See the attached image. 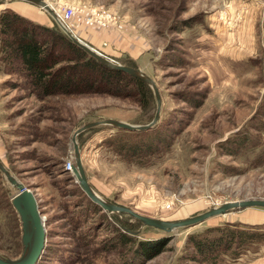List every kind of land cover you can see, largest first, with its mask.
Segmentation results:
<instances>
[{"label": "rangeland", "instance_id": "374dc122", "mask_svg": "<svg viewBox=\"0 0 264 264\" xmlns=\"http://www.w3.org/2000/svg\"><path fill=\"white\" fill-rule=\"evenodd\" d=\"M45 1L83 41L150 76L161 108L149 129L100 125L76 136L89 184L123 208L108 213L63 168L67 160L76 167L72 134L102 119L149 123L152 88L139 90L125 78L117 86L104 80L88 87L82 77L96 75L84 71L58 84L69 89L41 94L17 61L0 58V160L33 192L44 221L36 264H264V207L169 233L141 227L129 212L174 222L224 202L264 199V0ZM6 8L67 35L35 4L1 0L0 11ZM56 46L68 54L59 40ZM16 192L0 172V254L11 259L23 248L11 204ZM116 216L154 250L142 254L135 242L113 243ZM225 227L247 238L226 239L199 260L192 235L215 238L220 233L212 230Z\"/></svg>", "mask_w": 264, "mask_h": 264}, {"label": "trees", "instance_id": "16d2710c", "mask_svg": "<svg viewBox=\"0 0 264 264\" xmlns=\"http://www.w3.org/2000/svg\"><path fill=\"white\" fill-rule=\"evenodd\" d=\"M57 40L69 51L67 55L58 51ZM0 58L9 64L17 61L19 63L18 69L25 73L31 86L40 91L41 94H48L50 91L59 88L69 89V84H66L64 88L63 85L58 84L72 78L69 73L76 75V73L84 71L96 75L91 81L87 80L88 78L85 76L82 77L88 87H93L95 82L102 84L104 80L109 86H117L123 78L135 83L137 88L142 91H145L148 86L139 78L102 64L75 45L67 35L58 31L56 27L50 28L7 8L0 11ZM62 59L70 60L69 64L57 66ZM75 79L79 80L80 76ZM75 82L77 81L75 80ZM117 129L130 131L123 128ZM117 144L123 147L126 142ZM115 218L119 224L117 227L115 226L116 233L113 236V243L128 244L135 242L133 250L135 251L139 247L142 254L154 250L155 246H148L149 243H146L148 240H135L134 230L129 223L117 216ZM212 231H218L220 235L215 238L205 235L198 239L192 235V242L196 247L199 260H208V257L212 255L211 253L226 239L232 242L236 236L247 238L246 233H238L233 228H215ZM193 257L194 260L197 258V256Z\"/></svg>", "mask_w": 264, "mask_h": 264}, {"label": "water", "instance_id": "95a60500", "mask_svg": "<svg viewBox=\"0 0 264 264\" xmlns=\"http://www.w3.org/2000/svg\"><path fill=\"white\" fill-rule=\"evenodd\" d=\"M1 1V0H0ZM28 3L35 4L40 8L45 9L59 24L63 31L68 35L70 40L85 51L88 55L92 56L102 64L123 71L131 76L141 79L147 85H149L154 93L156 100V110L153 119L147 124H130L122 120L113 119H102L96 121H90L84 123L81 127L76 129L71 137L74 158L76 167H73V173L80 188L86 193V195L96 204L100 205L104 211L108 213H120L123 210L122 207L114 204L110 200L106 199L102 195L98 194L94 188L89 184L87 177L85 175L80 156L78 151V144L76 141V136L91 127L95 126H111L114 128H123L130 131H139L151 128L157 122L160 114L161 108V97L155 82L148 76L145 72L139 68L131 67L129 65L121 64L117 60L107 56L101 51L97 50L87 42L83 41L78 37L64 21L58 16L54 8L45 0H22ZM0 172L3 178L11 184L12 187L17 191L11 198V204L16 210L20 221H21V242H22V252L19 257L11 259L0 254V264H35L40 257L45 241V228L44 221L42 220L40 213L38 211V206L36 199L31 190L24 187L23 184L17 180L6 166L0 160ZM251 207H264V199H244L239 201L224 202L217 206H212L206 210L196 213L184 219H180L174 222H165L159 219H154L150 217H145L136 214L129 210L133 215V219L141 223V227L150 226L156 229H160L166 233L172 232L177 228L187 227L200 223L210 217L227 214L239 209L251 208ZM139 232V229L134 234Z\"/></svg>", "mask_w": 264, "mask_h": 264}, {"label": "built area", "instance_id": "2783aa9c", "mask_svg": "<svg viewBox=\"0 0 264 264\" xmlns=\"http://www.w3.org/2000/svg\"><path fill=\"white\" fill-rule=\"evenodd\" d=\"M71 12H72V10H70V9L69 10H66V14H69L70 15ZM62 16H63L64 19H66L65 18L66 17L65 14H62ZM63 18H62V20H63ZM63 168L65 170L69 171V172H72V170H73V162H72V160L65 161L64 164H63Z\"/></svg>", "mask_w": 264, "mask_h": 264}, {"label": "bare ground", "instance_id": "6f19581e", "mask_svg": "<svg viewBox=\"0 0 264 264\" xmlns=\"http://www.w3.org/2000/svg\"><path fill=\"white\" fill-rule=\"evenodd\" d=\"M50 4V3H49ZM51 5V4H50ZM51 6H53V5H51ZM53 8H54V6H53ZM54 10H55V12L58 14V16L59 17H61V19L63 18V16H62V14L56 9V8H54ZM64 21V20H63ZM67 25H68V23H67ZM68 27L71 29V27L68 25ZM72 30V29H71ZM73 31V30H72ZM74 32V31H73ZM75 33V32H74ZM76 34V33H75ZM78 36V35H77Z\"/></svg>", "mask_w": 264, "mask_h": 264}, {"label": "crops", "instance_id": "0c3cea01", "mask_svg": "<svg viewBox=\"0 0 264 264\" xmlns=\"http://www.w3.org/2000/svg\"><path fill=\"white\" fill-rule=\"evenodd\" d=\"M23 14V13H22ZM23 15H25V16H27V17H30V16H28V15H26V14H23ZM31 18V17H30ZM34 20V19H33ZM36 21V20H35ZM38 22H40V21H38ZM74 32H75V30H74ZM76 33V32H75ZM107 33V32H106ZM77 35V34H76ZM84 39V38H83ZM90 43V42H89Z\"/></svg>", "mask_w": 264, "mask_h": 264}]
</instances>
